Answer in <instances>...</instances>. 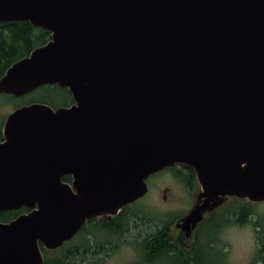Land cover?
<instances>
[{"label": "water", "instance_id": "water-1", "mask_svg": "<svg viewBox=\"0 0 264 264\" xmlns=\"http://www.w3.org/2000/svg\"><path fill=\"white\" fill-rule=\"evenodd\" d=\"M15 21L49 40L4 71L0 95L57 86L74 104L5 117L0 213L28 211L0 222V264H43L40 245L176 165L200 187L188 233L226 197L264 202V0H0V23Z\"/></svg>", "mask_w": 264, "mask_h": 264}, {"label": "flooded vegetation", "instance_id": "flooded-vegetation-1", "mask_svg": "<svg viewBox=\"0 0 264 264\" xmlns=\"http://www.w3.org/2000/svg\"><path fill=\"white\" fill-rule=\"evenodd\" d=\"M61 90L66 95L63 101L56 102L52 100L49 101L48 104H42L48 105L54 110L57 108L71 107L74 104V101L70 92L67 89ZM175 167L182 169L183 171L179 172V180L185 186L187 192L192 194L194 199L193 206L191 207L192 209L197 203V195L200 191V187L194 173H191V176L189 175L188 179L185 178V174L189 171L187 167L177 165L172 168ZM62 182L68 185L73 194H75V190L72 187L73 177L71 175H65L62 178ZM192 188H196L197 192L192 193ZM160 189L163 201L170 202L174 200L175 191L172 187L166 186ZM149 191L150 189L148 187L146 195ZM136 202L125 206L116 215L110 216L108 214H102L99 217L87 219L78 233L60 247H66V253L68 251L66 259H69L70 253L78 255L91 253L100 256L105 254L108 256L115 252L122 242L129 240V238H132L133 236L131 235L133 232H130L132 227V225L130 227V222L132 221L131 215H133L130 210ZM243 202L246 203L247 201L236 197H226L222 205L216 208L213 212L206 213L203 216V219L196 225L195 229L188 233L186 229L181 227L180 220L189 213L190 209L172 226H169V224H161L162 226L157 227L149 235L143 237L139 235V241L133 246H137L140 249L143 261L145 258L149 257L160 258L161 256H165L166 258V254L168 253L170 255H178L177 257L171 256L170 264H209V257H213V252L211 250L213 248L209 246L211 245L214 247L213 250L220 252L221 257L226 261L224 251L227 252V250L220 247L221 245L217 241L213 229H215V226L220 228L222 223L230 222L229 220L234 221L237 225L239 224L238 226L246 222V211L243 209ZM152 240L154 241L152 242ZM210 240L211 243L208 245V241ZM216 248H220V250H217ZM55 250L51 251L53 252Z\"/></svg>", "mask_w": 264, "mask_h": 264}, {"label": "rangeland", "instance_id": "rangeland-1", "mask_svg": "<svg viewBox=\"0 0 264 264\" xmlns=\"http://www.w3.org/2000/svg\"><path fill=\"white\" fill-rule=\"evenodd\" d=\"M35 92V91H34ZM48 94L53 101L61 102L66 95L57 90H36L31 96H24L15 99L9 95H0V125L5 117L14 109L22 105L33 102V99L40 95ZM9 96V97H8ZM179 172L182 169L177 167L165 170L147 179L149 193L131 207L132 221L130 222L132 238L122 242L119 248L112 254L102 256L97 254H81V259L76 261L79 264L82 259L84 264H170V260L161 256L160 258H145L142 260L141 251L137 246H133L141 237L149 235L161 224L173 225L180 217L191 209L194 203L192 194L188 193L185 186L180 182ZM166 186L172 187L175 191V198L170 202H165L161 198V189ZM192 193L197 189L192 188ZM243 209L249 212L243 224L238 226L234 221L229 220L216 234V239L224 251L226 261L221 257L220 252L213 251V257H209V264H261L257 249L260 243L263 245L264 228L262 215L264 203L243 202ZM258 238H260L258 240ZM263 240V241H262ZM120 244V243H119ZM138 248V249H136ZM220 250V248H216Z\"/></svg>", "mask_w": 264, "mask_h": 264}, {"label": "trees", "instance_id": "trees-1", "mask_svg": "<svg viewBox=\"0 0 264 264\" xmlns=\"http://www.w3.org/2000/svg\"><path fill=\"white\" fill-rule=\"evenodd\" d=\"M49 34L43 30L34 28L30 26L29 23L27 22H22V21H15V22H8V23H0V76L3 75L4 71L15 61L18 59L27 56L29 52L46 43L48 40ZM49 89H54L57 91H62L56 86H43L37 90H49ZM36 92V91H35ZM35 92L29 94L28 96H31L32 94H35ZM9 97V96H8ZM13 98V97H10ZM18 100V99H17ZM33 102H39V103H45L48 104L49 101H52L50 96L48 94H43L40 95L39 98L33 99ZM2 124L0 125L1 129ZM185 167V166H184ZM172 169V168H171ZM168 169V170H171ZM188 173L185 174V178H189V175L191 176L192 170L188 168ZM190 173V174H189ZM26 212L25 209H21L19 211L15 212H2L0 213V222L6 223L9 222L10 220L14 219L18 214ZM249 215V212L246 211L245 217ZM247 222V220H246ZM226 223V222H225ZM220 225V228H217L215 226V229L213 231L215 232V235L218 233V231L223 227V224ZM262 231H264V228L261 226ZM157 238V236H156ZM260 238H258L259 240ZM154 240H152L153 242ZM263 241V240H262ZM211 243V240L208 241V245ZM214 249L213 246L209 245ZM160 247V246H159ZM42 254H43V264H78L76 261H79L81 259V256L78 254L70 253L69 259H66V250L64 248H59L55 251H47L42 248L40 245ZM211 249V248H210ZM212 250L215 251V250ZM258 252V257L259 261L261 264H264V241L263 245L260 243V246L257 249ZM172 257H177V254H166V258L171 260L170 258ZM85 260L82 259L79 264H84Z\"/></svg>", "mask_w": 264, "mask_h": 264}, {"label": "bare ground", "instance_id": "bare-ground-1", "mask_svg": "<svg viewBox=\"0 0 264 264\" xmlns=\"http://www.w3.org/2000/svg\"><path fill=\"white\" fill-rule=\"evenodd\" d=\"M180 264V263H179Z\"/></svg>", "mask_w": 264, "mask_h": 264}]
</instances>
